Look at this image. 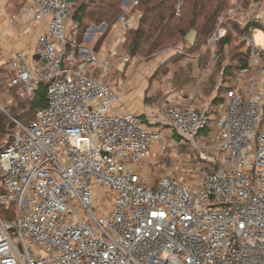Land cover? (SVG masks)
<instances>
[{
  "label": "built area",
  "instance_id": "2783aa9c",
  "mask_svg": "<svg viewBox=\"0 0 264 264\" xmlns=\"http://www.w3.org/2000/svg\"><path fill=\"white\" fill-rule=\"evenodd\" d=\"M263 1L251 14L235 2L203 47L216 50L232 30L248 52L225 103L215 108L214 95L170 105L146 124L120 107L112 61L94 50L98 29L70 43L72 4L28 0L21 15L46 30L32 54L9 60L6 83L21 100L45 85L47 106L22 122L0 105L14 124L0 135V264H264V47L254 37ZM139 4L123 1L124 33L138 27ZM178 53L165 49L159 65ZM209 74L195 68L199 83ZM163 128L188 145L193 164L185 177L150 183L144 164L167 149Z\"/></svg>",
  "mask_w": 264,
  "mask_h": 264
},
{
  "label": "trees",
  "instance_id": "16d2710c",
  "mask_svg": "<svg viewBox=\"0 0 264 264\" xmlns=\"http://www.w3.org/2000/svg\"><path fill=\"white\" fill-rule=\"evenodd\" d=\"M123 1L76 0L72 5V21L76 23L77 29H83L90 23L97 26L105 25L107 34H109L124 12ZM259 2L260 0H244L245 7L251 3ZM179 3H181V7L178 14ZM233 4L234 0H140L139 6L133 9V12L139 11L142 14L140 24L136 29L124 33L123 45L126 55L130 58L142 56L153 59L157 53L169 47L178 46L182 47L184 53L199 54L195 63L198 68L205 70L209 66L212 67L207 80L203 83V90L206 93L211 92V96L216 95L213 106L218 108L225 103L226 85H232L235 73L246 65L248 52L244 50V44L238 40L232 30H228L216 50L210 49L203 53V47L215 31L219 17L231 9ZM232 26L233 30L241 32L238 24L232 23ZM193 30L197 32V39L191 46L186 41V36ZM82 38L83 34L70 43L80 44ZM105 39L106 35L103 36L101 42L96 41L94 44V50L97 53L101 50ZM71 49V45L68 44L67 54ZM213 55L217 57L215 62L212 61ZM185 59L184 54L178 53L169 58L166 63L171 60L179 62ZM188 65L185 64V66ZM192 69L194 73V67ZM221 81L223 85L218 87ZM13 90L16 92V89ZM16 97L18 98L17 93ZM46 106V86L41 85L34 99L21 100L18 98L11 110L12 114L20 121L29 122L34 119L39 109ZM214 113L219 114L218 111H214ZM13 130V122L0 112V135L2 138L5 133ZM181 146L189 149L184 142Z\"/></svg>",
  "mask_w": 264,
  "mask_h": 264
},
{
  "label": "rangeland",
  "instance_id": "374dc122",
  "mask_svg": "<svg viewBox=\"0 0 264 264\" xmlns=\"http://www.w3.org/2000/svg\"><path fill=\"white\" fill-rule=\"evenodd\" d=\"M26 1L24 0V3ZM237 1L234 0V3ZM19 6L21 11L23 4L21 5L20 1L15 0V9L18 10ZM247 8L248 10L246 11V14H251V12L257 9L251 4H249ZM92 26L99 31L97 33V41L101 42L103 36L106 35L100 54L110 55L114 51L117 52L111 59L113 64L111 75L112 85L117 88L121 86V78L123 81L128 79L132 82L135 81L132 86H127L125 88V92H137L139 94L138 99H133L132 103L137 109L136 114L141 112L142 114L140 115L144 120L147 118L153 120L159 119V116L164 113V109L170 105V100L175 97L178 101H180L179 99L182 100L184 95L191 97V103L190 101L183 102V106H187L199 104L196 100L200 98V95L203 103L206 102L204 100L209 99L212 95L211 92H204V86L199 85L200 83L197 84L198 80L194 78L195 72L193 73L192 69L194 67L193 62L195 61V58L199 57V54L189 53L188 55L191 56L192 59H185L184 61H187L186 63H183L182 60L179 62L171 60L164 65H159L160 61L165 57V54H163L165 50H163L160 53H157L153 59L136 56L132 57L131 61L125 62L124 59L127 55L123 43L119 45L118 50H114L119 43V29H112L113 31L111 30V34H107V28L101 29L102 25L97 26L91 23L83 29H77V25L72 19L68 24L67 40L69 42L74 41L83 34L82 41L80 42V44H82L88 30ZM254 37L256 42L264 47V31L261 28L258 29ZM185 54L187 53H184V56ZM227 56L229 58V55ZM185 64L189 65L185 66ZM123 65L124 67L132 69L130 77L121 74L122 72L120 71L123 69ZM7 76L8 68H0V105L3 108H8L9 111L12 112V106L18 98L16 97L15 90L7 87ZM128 82L129 81H127V84ZM172 104H175L174 100H172ZM158 127L160 126L158 125ZM162 131L167 143V149L162 152L160 148L157 147V149L150 154L148 160L144 164L145 178L148 179L150 183L155 182L158 178L166 174L178 175L181 178L185 177L188 175V169L191 168L193 164L192 152L186 147L181 146L183 140L177 134H170L168 129L163 128ZM208 135V131L203 132L201 138L207 137ZM107 203L108 200H106L105 204Z\"/></svg>",
  "mask_w": 264,
  "mask_h": 264
},
{
  "label": "crops",
  "instance_id": "0c3cea01",
  "mask_svg": "<svg viewBox=\"0 0 264 264\" xmlns=\"http://www.w3.org/2000/svg\"><path fill=\"white\" fill-rule=\"evenodd\" d=\"M18 1L21 2V5L24 4V0H18ZM27 2L25 4H27ZM22 8H21V11H20V6L18 10L15 9V0H0V68L2 67L7 68L9 60L14 56L16 52L32 54L34 52L38 36L46 30L45 22L34 21L33 19H31V17L22 16L21 15ZM134 15L138 21L137 26H139L141 18H142V14L139 11H135ZM115 28L119 29L118 31L119 43L117 44V47L114 48V50H118L119 45L123 43V41H121V38L124 37V30L122 28V25L118 23L113 27V30ZM100 51L98 54L101 59L111 60L113 57V54L117 53L116 51H114L110 55H102L100 54ZM190 58L192 59V57ZM197 59L198 58H195V61L193 62L194 64L196 63ZM186 62L187 61H183V63H186ZM196 67L197 65L195 64L194 68ZM208 69L210 72L212 70V67L209 66L205 70H208ZM131 70L132 69L129 67L128 68L123 67L122 73L123 75H127L130 77ZM206 80L207 78H204L203 82H201L200 84H199V81H197L198 82L197 84L203 85V83ZM127 81H129L128 84H127ZM134 83L135 81L132 82L130 81V79L123 81V79L121 78V86L118 87L120 96H121L120 107L123 110L133 112L135 115L140 117L146 124H148L151 118H147L146 120H144L142 116L140 115L142 114L141 112H139V114H136L137 109L134 107L132 103L133 99H138L139 94L137 92H129V93L125 92V88L127 86H132ZM200 98H201V95H200ZM191 99H192L191 97L189 96L187 97L184 95V98L182 100L179 99L180 101H178L175 97L174 99L170 100V105H175V104L183 105V102H188V101H190L191 103ZM172 100H174L175 104H172Z\"/></svg>",
  "mask_w": 264,
  "mask_h": 264
},
{
  "label": "water",
  "instance_id": "95a60500",
  "mask_svg": "<svg viewBox=\"0 0 264 264\" xmlns=\"http://www.w3.org/2000/svg\"><path fill=\"white\" fill-rule=\"evenodd\" d=\"M68 3L74 5L76 0H66ZM256 19L259 20L262 24H264V1L259 9L258 14L256 15ZM197 39V32L195 30L191 31L187 36H186V41L188 42V44H190L191 46H193L196 42ZM124 67V65H123ZM123 72V69L120 71ZM82 145L85 147L86 143L83 142Z\"/></svg>",
  "mask_w": 264,
  "mask_h": 264
}]
</instances>
